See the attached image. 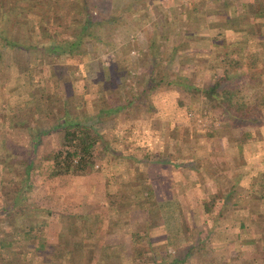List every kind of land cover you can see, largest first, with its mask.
I'll list each match as a JSON object with an SVG mask.
<instances>
[{"label": "rangeland", "instance_id": "1", "mask_svg": "<svg viewBox=\"0 0 264 264\" xmlns=\"http://www.w3.org/2000/svg\"><path fill=\"white\" fill-rule=\"evenodd\" d=\"M13 1L22 3L24 0H0L3 8ZM70 1L61 0L59 5L51 7L58 8L68 18ZM90 1L102 18L92 28L103 45L96 44L94 37H86L85 52L74 58H68L66 53L61 58L50 55L44 45L43 49L24 48L0 41V183L4 177L5 180L13 177L8 173L9 157L14 159L19 171L23 169V153L39 129L32 117L25 119L26 111L34 104L55 109L56 92L62 91L60 76H63L72 82L76 93L70 108L80 111L81 107L77 109L73 103L76 99L83 100V108L90 115L85 122L107 143L108 151L86 174L49 176L45 173L48 177L36 180L38 187L30 188L27 193L33 211L34 207L62 211V216L56 220L63 227L68 226L70 240H73L72 233L84 232L85 228L99 232L100 240L113 242L109 249L114 255L111 264H152L150 245L144 243L146 251L136 248L131 232L147 228L151 242L157 243L165 239L173 226L180 228L182 237L176 245L168 246L169 252L177 256L191 244V247L196 246L185 262L175 264H264V205L261 200L256 203L251 199V192L261 195L264 187L251 184L249 193L248 184L234 181L240 163H247L245 152L264 151V122L262 126L247 121L246 124H229L226 114L205 107L203 95H192L176 85H163L150 93L144 92L142 95L148 101H142L144 104L137 101H141L138 93L147 83L149 74L155 78L189 80L199 86L208 84L222 69L211 38L217 35L231 41L242 37V30L227 29L223 25L229 12L233 15V11L241 9V4L249 0ZM33 17L35 15L26 12L21 16L23 24L13 28L10 34L18 33L17 29L24 33L25 20ZM54 18L62 17L54 15ZM241 20H253L256 26L249 35L248 48L263 49L264 44L256 40L264 39V16L243 14ZM50 26L54 31L62 30L55 23ZM35 32L38 37L44 33L37 26ZM65 35L68 37V28ZM49 41V38L39 40L44 44ZM97 48L98 54H87ZM194 56L204 59L193 61ZM106 65L109 74L102 71ZM262 77L264 80V75ZM32 91L37 102L31 96ZM64 101L68 105V98ZM117 105L118 108L111 109ZM98 108H106L99 117L95 113ZM39 113L43 124L54 119L51 114L44 116V111ZM202 117L203 120H198ZM262 119L264 121V114ZM243 129L248 131L249 140ZM54 133L43 136L42 151L55 147L56 141L51 138L56 136ZM260 133L262 136L257 142L255 137ZM237 139L244 142L241 150L236 146ZM260 157L261 153L255 160L259 166L254 170L262 166L264 159ZM2 164L6 167L1 168ZM250 177L251 181L260 180L261 174L252 172ZM144 186L152 187L153 198L162 206L160 211L152 209L151 221L146 217L145 206H137V198L141 200L146 196L145 191L141 193ZM102 188L113 198L105 200L108 209L104 220L98 206L100 198L103 199ZM211 192L222 199L227 194L228 199L221 207V200L217 198L208 214L202 204L210 200ZM236 198L239 202L232 204ZM19 203L23 201L20 199ZM25 210L32 212L31 207ZM65 210L75 216L63 215ZM13 221L19 224L21 218L16 214ZM213 226L215 230L208 232ZM47 235L48 240L54 238L53 231H48ZM200 236L206 237L203 244L198 243ZM20 239L24 240L19 241L22 246H34V242ZM155 251L158 254L160 250ZM36 259L41 260V257L38 255Z\"/></svg>", "mask_w": 264, "mask_h": 264}, {"label": "trees", "instance_id": "2", "mask_svg": "<svg viewBox=\"0 0 264 264\" xmlns=\"http://www.w3.org/2000/svg\"><path fill=\"white\" fill-rule=\"evenodd\" d=\"M25 1L26 4H24ZM60 1L24 0L22 3L13 1L8 2L9 6L6 8H3L4 6L0 2V41H3L4 44L17 45L24 48L35 47L43 49L45 46V50L50 55H58L60 58L65 53L68 55V58H74L77 54L84 53L83 44L86 37H94L96 44L99 46L103 45L102 40L96 37V33L92 28L96 22L102 20L98 16L95 4L91 3L90 0H71L69 2L71 6L68 10L67 18L66 15L64 16L58 11V8L55 7L56 9L54 10L51 7L56 4L59 5ZM241 7L236 12L233 11V15L229 12L225 20V23H228L225 28L243 30V36L240 40L228 42L222 39V37H217V35L211 36V43L215 48V56L222 69L215 74L208 84L199 86L189 80H173L166 79L165 77L155 78V76L149 74L147 83L138 93L141 101H137L141 104H144L142 101H148L142 95L144 92L150 93L163 85H176L192 95H203L205 107L209 111L219 110L221 113L226 114L225 119L227 120H230L232 116L231 124L257 121L262 111H264V80L261 77V74L264 72V54L259 49L250 50L248 48L249 35L253 33L254 27L252 25L254 21L247 20L250 22L249 28H239L243 14L246 16L251 14L253 17L264 16V0H249L242 3ZM26 12L32 13L36 18H27L25 20L27 27L24 28V33L19 32L17 29L16 32L18 33L14 32L10 34L13 28L23 24L21 16L25 15ZM54 15L62 18L59 20L55 19ZM52 23L58 25L62 30L58 32L57 30H52L50 26ZM36 26L40 32H44L39 37L35 32ZM67 28L68 37H65ZM40 38H49L50 41L44 44L39 42ZM187 44L185 43V45ZM98 52L97 48L92 52H87V54L91 56L98 54ZM203 59L201 56H194L193 61ZM156 63H158L157 58ZM102 71L109 74L108 66H103ZM99 76L102 75L99 74ZM30 80L33 83L32 76H30ZM60 83L62 84V91L61 93L56 92L58 104L55 109L48 105L40 108L37 104H34L31 109L26 111L25 119L32 117L39 129L37 133H34L29 147L23 153L24 160L21 161L23 169L19 171L20 169L14 166V159L8 156L9 161H7V166L10 168L8 173L13 175V177L9 176L5 180V177L1 176L4 177V180L0 183V261H3V264H111L114 257L112 255L113 251L109 250L113 246V242L108 240L109 243L104 239L100 240L99 232L92 230L90 227L85 228V231L81 233L79 231L75 232L77 230L74 229L75 234L72 233L73 240H70L69 234H71V231L68 229V226L64 224L63 227L56 220L62 216V211H55V209L41 210L37 207H34L35 211H33V203L27 200L29 189L38 187L35 184L36 180L41 181L42 178L48 177L45 176V173L49 176L86 174L108 151L106 149L107 143L102 140V137L91 124L85 122L90 115L83 108V100L78 99L77 101L76 99L75 103H73L75 108L79 109L81 107V112L70 108L71 101H74L72 99H74V95L76 94L72 82L60 76ZM33 91L31 96L35 99V92ZM67 98L68 105L64 101ZM35 101L37 102L38 100L35 99ZM118 107L119 105L112 106L111 109ZM188 107H191V105ZM41 111H44L43 115L46 117H50L49 114L53 115L54 119L51 118L50 121H47L48 124H43V121L40 120L42 116L39 112ZM105 111L106 108H98L95 113L99 117ZM220 120L224 121L222 117ZM53 133L56 135L55 137H51L56 141L54 143L55 147L50 149V151H42L40 147L43 136L52 135ZM121 153V151H118V154ZM4 167L6 165L2 164L1 168ZM13 167L15 169L12 170ZM144 183L147 184L146 182ZM257 185L260 188L264 187V174L262 184ZM246 190L250 193V189L246 188ZM102 191L103 199L100 198L98 206L101 208V216L104 220V212L108 209L105 200L113 198L107 189L102 188ZM143 191H145L146 196L144 195V198L141 200L137 198V206H145L144 208H146L148 214L146 217L151 221L153 219H151L152 209L160 211L159 209L162 210V206L161 203L155 201L153 198L152 193L154 190L152 187L144 186L143 189L141 188V193ZM135 193L138 195L137 190ZM209 195L210 200L204 201L202 204L203 211L208 214L212 211L213 203L217 198L221 200V207L228 199L227 194L224 195L223 199L217 193L213 194L211 192ZM251 195H253L251 199H255L256 203H259L261 200V203L264 205V189H262L261 195L254 192H251ZM42 197L43 194L41 195ZM133 197L135 196L133 195ZM20 199L23 203H19ZM239 200V198H236L232 204H237ZM27 207H31L32 212H27L25 210ZM179 212L180 210H178ZM63 213L66 216H75L67 210ZM16 214L21 218L19 224L13 221ZM215 219H217V216H215ZM73 220L70 223H73ZM215 221L217 222V220ZM100 223L102 224V221ZM5 224L6 227H4ZM55 225L57 226L55 229L50 228ZM214 226L209 228L208 232L215 230ZM179 227L184 229L182 224ZM171 229L173 230L166 233L165 239L157 243L151 242L150 231L147 228L133 230L130 236L136 248H139L141 251L147 250L146 246L144 247L143 245H150L152 264L185 262L191 253L194 252L193 250H195L196 246L191 247V244L184 253H180L177 256L169 252L168 246L176 245V243L181 241V239H178L182 237L180 228L177 229V227L173 226ZM48 231H53L54 238L48 240ZM17 234L19 235L17 236ZM19 236L20 238L34 242V246H22L21 243L19 244V241L23 243L24 240H21ZM206 237L209 236L207 235ZM206 237L200 236L198 243L203 244V239ZM48 241L53 242V244L48 245ZM155 249L160 250L158 254ZM38 255L41 257V260L36 259Z\"/></svg>", "mask_w": 264, "mask_h": 264}, {"label": "crops", "instance_id": "3", "mask_svg": "<svg viewBox=\"0 0 264 264\" xmlns=\"http://www.w3.org/2000/svg\"><path fill=\"white\" fill-rule=\"evenodd\" d=\"M249 23L250 22H248V21H243V22H241L240 23V28L239 29H243V28H249ZM221 24H223V23H221ZM228 23H224V25H223V27L225 28L226 27V25H227ZM261 24H263V23H261ZM259 25L260 24H258V26H257V28H259ZM255 25L253 24L252 25V27H254ZM251 27V28H252ZM255 28H256V26H255ZM235 30V29H234ZM238 31V30H237ZM243 31V30H242ZM241 39V37L239 38V39H235V40H231V41H233V42H235V41H238V40H240ZM249 39H250V37H249ZM226 41H228V42H231L230 40H226ZM249 41L250 40H248V47L250 46V43H249ZM256 41H260V44L262 43V44H264V39H262V40H256ZM257 43V42H256ZM250 50H251V48H249ZM259 50H261L260 52H263V54H264V48L262 49V48H260ZM264 75V72L261 74V77ZM263 78V77H262ZM264 111H262V114L260 115V117L258 118V120L257 121H254V122H252V123H250L251 125H257V124H261V126L263 125L262 124V122H264L263 121V119L261 120V117H262V115L264 114L263 113ZM233 117L231 116L230 117V120H228V121H230V123L229 124H231V119H232ZM244 124H246V123H244ZM260 126V127H261ZM243 131V133H245L246 135H248V140H249V133H248V131L247 130H242ZM261 133L260 134H258V136H256L255 137V139H256V141L257 142H259V140H260V138H261ZM250 138H254V136H251ZM263 138H264V136H263ZM254 140V139H253ZM236 146H237V148H238V150H241L243 147H245V145H244V142H243V140H238L237 139V141H236ZM251 152V153H250ZM261 153V157L260 158H263L264 159V151H261V152H258V149H255L254 151H246L245 152V155H246V159L245 160H247V163L244 165V163H240V169H239V172H238V176H235L234 177V181L237 183V181L238 180H240V182H239V184H248V190L250 189L249 187L251 186V184H262V182H263V174H264V160H262V162H261V168L258 170L257 168L255 169L256 170V172H255V170L253 169L255 166H259V162L258 161H255V160H257V158H259V154ZM249 156H251L252 157V160H249ZM252 172H254V174H261V178H260V180H257V179H254V180H252L251 181V177H250V173L252 174ZM216 173V172H215ZM235 183V184H236ZM234 184V183H233ZM248 195V194H247ZM246 195V196H247Z\"/></svg>", "mask_w": 264, "mask_h": 264}, {"label": "built area", "instance_id": "4", "mask_svg": "<svg viewBox=\"0 0 264 264\" xmlns=\"http://www.w3.org/2000/svg\"><path fill=\"white\" fill-rule=\"evenodd\" d=\"M203 119H204V117H202V118H199L198 120H200V121H201V120H203Z\"/></svg>", "mask_w": 264, "mask_h": 264}]
</instances>
